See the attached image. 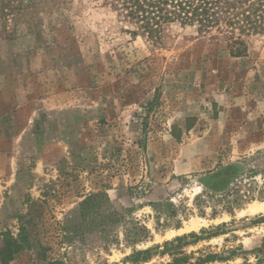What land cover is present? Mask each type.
<instances>
[{
    "label": "rangeland",
    "instance_id": "1",
    "mask_svg": "<svg viewBox=\"0 0 264 264\" xmlns=\"http://www.w3.org/2000/svg\"><path fill=\"white\" fill-rule=\"evenodd\" d=\"M130 29L97 0H0V233L44 192L53 223L105 192L120 220L54 240L64 264H264V36L233 57L192 26Z\"/></svg>",
    "mask_w": 264,
    "mask_h": 264
},
{
    "label": "trees",
    "instance_id": "2",
    "mask_svg": "<svg viewBox=\"0 0 264 264\" xmlns=\"http://www.w3.org/2000/svg\"><path fill=\"white\" fill-rule=\"evenodd\" d=\"M97 1L116 12L120 21L128 23L131 34L146 35L153 43H160L167 25L178 23L195 27L202 35L223 42L231 56L243 57L248 54L253 38L264 36V0ZM42 196L44 198L38 199V220L33 214L32 205L28 212L17 216V233L10 229L0 233V264H13L25 253L32 251V264H64L61 257L55 256L52 245L54 240L71 242L75 237L83 236L96 228L100 227L104 231L107 225L114 224L121 218L119 213L106 210L110 199L105 192H98L87 195L79 203L75 218L53 223L46 219L49 210L46 198L48 193L44 192ZM126 231L125 240L132 245L149 238V229L139 221H131ZM205 232V229L202 230V233ZM218 234L210 233L208 237ZM188 237L203 239L191 232L166 241L164 246L175 243L179 246ZM148 251L149 249L138 251L137 254ZM217 259L223 258L218 254H208L201 257L198 264ZM186 262V257L174 256V264Z\"/></svg>",
    "mask_w": 264,
    "mask_h": 264
},
{
    "label": "bare ground",
    "instance_id": "3",
    "mask_svg": "<svg viewBox=\"0 0 264 264\" xmlns=\"http://www.w3.org/2000/svg\"><path fill=\"white\" fill-rule=\"evenodd\" d=\"M248 212L252 214H255L258 212H264V202L253 203L252 205H250ZM200 224H201V220L193 219L190 222V224L187 226L186 231L197 229L200 226ZM141 264H149V263L146 262V263H141Z\"/></svg>",
    "mask_w": 264,
    "mask_h": 264
}]
</instances>
